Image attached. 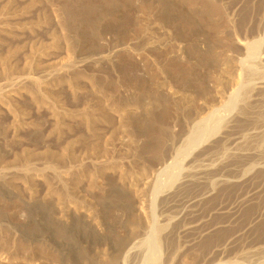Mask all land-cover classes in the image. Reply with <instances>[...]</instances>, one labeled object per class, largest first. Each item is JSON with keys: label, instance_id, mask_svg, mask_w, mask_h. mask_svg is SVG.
<instances>
[{"label": "rangeland", "instance_id": "obj_1", "mask_svg": "<svg viewBox=\"0 0 264 264\" xmlns=\"http://www.w3.org/2000/svg\"><path fill=\"white\" fill-rule=\"evenodd\" d=\"M263 24L264 0H0V264H97L129 200L165 223L172 264H264V92L221 146L217 134L191 155L176 145L182 173L146 206L155 128L185 131L177 103ZM251 63L264 76V45ZM190 164L221 177L181 188Z\"/></svg>", "mask_w": 264, "mask_h": 264}, {"label": "bare ground", "instance_id": "obj_2", "mask_svg": "<svg viewBox=\"0 0 264 264\" xmlns=\"http://www.w3.org/2000/svg\"><path fill=\"white\" fill-rule=\"evenodd\" d=\"M148 41L149 38L145 36L144 42L147 44L145 46H148ZM232 44H238L242 49H245V55L233 60L228 53H225L223 74H221L220 68L219 74L214 80H211L204 88L190 91L185 95L183 101L177 103V111L185 119V131H181L176 135V129H174L176 125L173 128L169 126L166 128L157 126L155 128V132L162 141L161 145L158 146L159 156L151 163L152 173L146 181L147 189L152 188L150 192L151 199L146 203V206L151 205L152 207L154 205L156 208L158 195L162 191L160 188L165 184L162 183L163 175H167L169 178L167 183L171 182L173 185L182 173L184 159L179 160V157L174 155L173 150L176 145L178 150L186 143L191 148L189 154L191 155L195 151V147L217 134L219 140L216 147L221 146V130L227 132L233 122H246L252 113L254 96L264 92L263 73L257 71L253 67L255 64L251 63L260 57L261 48L264 45V24L261 32L252 40L237 39ZM232 44L228 42L227 47L231 49ZM157 50L158 58L165 60L167 69L173 68L175 64L172 62L171 57L176 53L174 49L164 47L157 48ZM245 80L248 81L246 84L244 83ZM231 107L235 108V111L234 116L230 119L226 117L227 113L225 112ZM132 116L130 114L128 118L130 119ZM206 152V150L200 151L197 157L204 155ZM241 155L240 153L238 156ZM192 167L190 164L185 168L183 177L178 182L179 186H182L181 188L206 181L200 179L207 178V173L221 177V166L216 171L208 172L203 170L196 172ZM66 174L67 171H65ZM130 203L132 204L129 200L124 205V210L127 218L131 215H133V218L127 219L123 238L118 241L119 244L108 242L107 249L105 248V251H107V254L105 253L106 257H103L100 261L98 260L97 264H172L173 252L167 251L168 253L165 252L163 256L158 241V235L162 234L166 228L165 223L161 222L162 219L158 221L154 213L149 215L144 208L141 210L139 207V211L135 212L137 208L131 207ZM162 208L166 209L164 206ZM182 225V231L192 226L191 222Z\"/></svg>", "mask_w": 264, "mask_h": 264}]
</instances>
